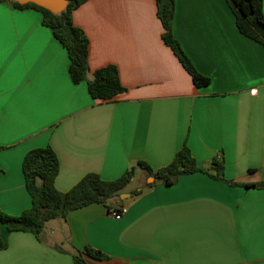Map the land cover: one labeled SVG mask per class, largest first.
<instances>
[{"label": "crops", "instance_id": "1", "mask_svg": "<svg viewBox=\"0 0 264 264\" xmlns=\"http://www.w3.org/2000/svg\"><path fill=\"white\" fill-rule=\"evenodd\" d=\"M0 8L4 212L19 216L32 207L23 160L47 145L60 161L61 192L89 173L116 180L138 162L157 171L185 143L200 166L217 159L226 179L264 183V46L240 33L227 0H176L174 36L210 78L206 87L194 84L165 44L156 0H88L76 9L73 22L90 41V77L115 65L127 89L111 101L72 81L68 51L41 12L12 0ZM138 174V188L145 187L150 177L137 168L133 182ZM130 192L121 196L120 219L95 203L49 221L40 239L2 227L8 247L0 264H74L86 247L109 256L86 257L88 264H264V188L198 172L139 197Z\"/></svg>", "mask_w": 264, "mask_h": 264}, {"label": "trees", "instance_id": "2", "mask_svg": "<svg viewBox=\"0 0 264 264\" xmlns=\"http://www.w3.org/2000/svg\"><path fill=\"white\" fill-rule=\"evenodd\" d=\"M4 1L7 0H0V3ZM87 1L68 0L67 8L59 14L34 3L20 4L16 1L12 3L18 9H35L41 12L43 24L52 30L54 37L68 51L72 81L75 84L86 82L93 99L111 101L127 91L121 83L118 68L115 65H109L96 70L90 77V41L84 30L73 22V12ZM227 2L235 15L240 33L264 46V0H227ZM156 4L158 18L164 28L165 44L172 49L197 87L208 86L211 83L210 78L196 70L174 36L176 0H156ZM137 168L145 170L154 181L148 182L145 187L131 191L133 197H139L146 189L157 184L173 186L181 176L198 172L233 187L264 188V183L243 184L226 179L223 161L216 159L209 167L200 166L188 144L185 143L172 163L157 171L145 162H138L116 180H104L97 173H89L71 190L61 192L55 185L60 172V161L54 149L47 145L30 150L23 160V172L27 190L32 197V207L19 216L10 215L0 209V249L8 247V243L1 237L2 227H6L9 231L32 233L40 239L49 221L65 219L72 211L95 203L105 205L109 211L122 208L121 196L132 182ZM86 257L96 260L109 259V256L101 251L86 247L83 252L74 255V264H88Z\"/></svg>", "mask_w": 264, "mask_h": 264}, {"label": "water", "instance_id": "3", "mask_svg": "<svg viewBox=\"0 0 264 264\" xmlns=\"http://www.w3.org/2000/svg\"><path fill=\"white\" fill-rule=\"evenodd\" d=\"M16 1L20 4H27V3H34L42 8H45L55 14H59L64 11L68 6V0H12ZM154 179L152 178L150 182H153ZM129 196V194H125Z\"/></svg>", "mask_w": 264, "mask_h": 264}, {"label": "rangeland", "instance_id": "4", "mask_svg": "<svg viewBox=\"0 0 264 264\" xmlns=\"http://www.w3.org/2000/svg\"><path fill=\"white\" fill-rule=\"evenodd\" d=\"M152 178L148 179L147 181H150ZM142 184V177L140 174H138L133 182H132L127 186L126 188V192H130L138 187H140V185Z\"/></svg>", "mask_w": 264, "mask_h": 264}, {"label": "built area", "instance_id": "5", "mask_svg": "<svg viewBox=\"0 0 264 264\" xmlns=\"http://www.w3.org/2000/svg\"><path fill=\"white\" fill-rule=\"evenodd\" d=\"M126 212V209L125 208H122V209H117V208H114L110 211V214L116 218V219H120L122 217V215Z\"/></svg>", "mask_w": 264, "mask_h": 264}, {"label": "snow or ice", "instance_id": "6", "mask_svg": "<svg viewBox=\"0 0 264 264\" xmlns=\"http://www.w3.org/2000/svg\"><path fill=\"white\" fill-rule=\"evenodd\" d=\"M2 12H3V9H2V8H0V14H2Z\"/></svg>", "mask_w": 264, "mask_h": 264}]
</instances>
